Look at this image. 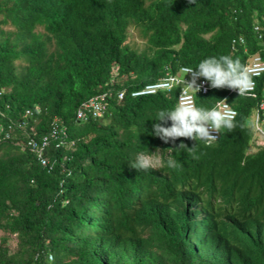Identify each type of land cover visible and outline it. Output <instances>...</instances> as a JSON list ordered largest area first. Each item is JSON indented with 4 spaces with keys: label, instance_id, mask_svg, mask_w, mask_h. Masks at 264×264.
<instances>
[{
    "label": "trees",
    "instance_id": "16d2710c",
    "mask_svg": "<svg viewBox=\"0 0 264 264\" xmlns=\"http://www.w3.org/2000/svg\"><path fill=\"white\" fill-rule=\"evenodd\" d=\"M47 1L52 16H68L58 31L42 35L37 27ZM148 1L0 0V264H264V144L250 125L264 101V75L257 98L228 97L237 110L232 132L221 130L211 146L176 141L189 148L198 143V158L187 149L168 152L173 146L153 135L157 113L173 108L178 90L127 95L122 102L113 95L106 117L75 122L77 108L92 95L141 88L168 65L196 68L220 55L242 64L248 55L264 58L254 31L259 26L264 38V0ZM78 15L89 25H78L72 19ZM131 27L146 41L145 50L124 44ZM66 33L77 45L61 53ZM240 36L245 44L234 50L232 40ZM51 42L57 49L48 47ZM222 95L211 92L197 106L210 109ZM28 109L38 133L54 121L66 128L65 145L74 143L52 151L49 167L29 147L35 125L25 117ZM158 149L161 167H129L137 153ZM169 156L177 169L167 167ZM189 179L197 185L187 187ZM220 188L240 206L229 227H216L215 239L189 241L176 211L180 200Z\"/></svg>",
    "mask_w": 264,
    "mask_h": 264
},
{
    "label": "clouds",
    "instance_id": "9594fccd",
    "mask_svg": "<svg viewBox=\"0 0 264 264\" xmlns=\"http://www.w3.org/2000/svg\"><path fill=\"white\" fill-rule=\"evenodd\" d=\"M77 1L75 0V3ZM98 1L102 2V0ZM195 2L196 0H188L190 5L195 4ZM46 3L48 5L45 8H40L45 17L37 27V31L42 35H46L48 30L51 29L58 31L57 29L63 23L66 24L68 16L67 13L61 18L57 17V15L61 16V13H56L52 16L51 4L48 1ZM148 3L151 4V1L149 0ZM72 19L78 25H81L82 28L85 27L87 19H83L82 15H78ZM87 25H89L88 20ZM254 31L262 47H264L263 34L259 32L260 27L255 26ZM67 33L62 35V43L58 48L61 49V53L66 49L71 50L77 45L75 40ZM139 41L143 42L142 49L145 50L147 47L146 41L139 38L137 30L131 27L128 30L124 44L132 50L134 48L138 51L142 50L137 47ZM52 44L51 42L48 47L52 50L57 49V44ZM244 44L245 38L242 36L232 40V48L234 50L237 45ZM245 53H248L247 49H245ZM255 70L259 71V73L256 74L255 72L257 71ZM111 75L110 83L114 86L119 77L118 67L114 64L111 69ZM263 75L264 58L261 53L248 55L245 64H242L239 59H233L231 55H220L202 60L196 68L183 65L174 70L172 66L168 65L162 76L153 82L145 84L141 88L130 90L128 87H123L117 91L106 89L92 95L77 108L75 122L84 123L89 118L101 120L106 117L109 113L110 99H112L113 95L116 96L118 102H122L127 95H130L132 98H142L154 96L162 92L170 93L178 90L177 103L173 108L171 110H161L157 113V122L153 124V135L165 144L173 146L167 150L168 152H180L187 149L193 153V158H198L195 156L199 148L198 143H194L189 148L187 144L183 142L177 144L176 141L184 138L195 142L201 141L206 146H211L221 139V130L226 129L228 132H232L236 126L234 119L237 116V110L229 103L228 97L257 98V80ZM203 81H205L204 84L202 83ZM211 92H219L225 95L216 100V104L210 109L198 107L197 101L200 98L208 96ZM35 116L32 109L26 110L25 117H30L35 125L31 127L32 135L28 144L31 151L37 154L39 163L44 167H49V156L52 151L60 149L63 146L67 148L73 147L74 143L69 142L65 145L66 142L62 136L66 135V131H64L66 128L63 127V130V128L59 127V123L54 121L49 124L47 132L38 133L36 130L38 119ZM61 124L62 126L64 125L62 122ZM21 125L23 128L27 127L25 121ZM250 125L254 133V139L258 140L260 144H264V101L259 104L253 113ZM160 153L159 149L154 154L148 150L147 152H139L129 163V167L137 172H146L154 167L159 168L161 167ZM167 167L175 170V168L179 167V164L172 156H169ZM196 185L197 181L189 179V186L187 187ZM187 187H181V190ZM239 208L238 203L224 197L223 188H220L214 191H203L200 196L191 194L189 197H183L176 211L178 213L181 211L178 215L183 217L184 227H186L185 234L188 236L189 241L194 243L197 241V244H199V242L206 238L215 239V228L228 226L231 217L235 215ZM245 216H248L246 211H244ZM49 255L53 256L51 253ZM49 255L47 256V260L51 262L54 260V256L50 261Z\"/></svg>",
    "mask_w": 264,
    "mask_h": 264
},
{
    "label": "rangeland",
    "instance_id": "374dc122",
    "mask_svg": "<svg viewBox=\"0 0 264 264\" xmlns=\"http://www.w3.org/2000/svg\"><path fill=\"white\" fill-rule=\"evenodd\" d=\"M137 47H138V49H142V48H143V42H142V41H141V42L139 41V42L137 43ZM18 64H19V62H18ZM4 235H5L4 232L0 229V240H1V238H2ZM17 243H18V240H17V238L15 237V235L12 236V237L10 238L9 243H8V247H9L10 251L14 252V251L17 250Z\"/></svg>",
    "mask_w": 264,
    "mask_h": 264
},
{
    "label": "built area",
    "instance_id": "2783aa9c",
    "mask_svg": "<svg viewBox=\"0 0 264 264\" xmlns=\"http://www.w3.org/2000/svg\"><path fill=\"white\" fill-rule=\"evenodd\" d=\"M255 71H257V70H255ZM255 73H256V74H258V73H259V71L255 72ZM202 83L204 84V83H205V81H203ZM32 146H33V147H35V145H34V144H32ZM48 258H49V260L51 261V260L53 259V256H52V255H49V257H48Z\"/></svg>",
    "mask_w": 264,
    "mask_h": 264
}]
</instances>
